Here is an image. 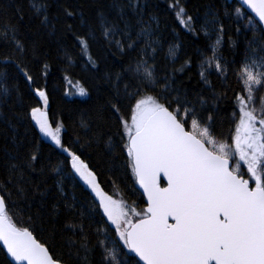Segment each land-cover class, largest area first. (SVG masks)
Here are the masks:
<instances>
[{
  "label": "snow or ice",
  "instance_id": "1",
  "mask_svg": "<svg viewBox=\"0 0 264 264\" xmlns=\"http://www.w3.org/2000/svg\"><path fill=\"white\" fill-rule=\"evenodd\" d=\"M127 3L136 17L135 23L140 26L135 40L132 38L134 26L132 20L124 15V5H116L120 8L116 19L109 20L101 14L100 25L103 36L110 44L114 42L121 53L126 47L132 51L139 48L134 67L128 69L134 74L135 83L131 91L129 85H125L130 116L121 120V124L127 137L124 148L136 181L147 196V208L136 212L113 199L100 188L96 173L82 159V155L65 147L61 135L63 124L53 127L56 121L50 119L48 112L46 78L49 65L41 62L34 74L22 59L27 49L16 38V26L5 23L0 36L10 40L12 52L0 57V63L14 66L29 92L43 101L42 106L31 107L21 118L30 117L44 137L67 153L66 159L70 163L68 174L74 172L99 197L92 211L101 215L103 223V227L96 228L97 234L102 233L105 237L96 242L101 249L100 264H121L118 257L123 254L122 251L118 252L117 246L108 239L110 226H114L115 235L123 247L135 253L143 264H264V0H241L239 7L225 5L223 15H232L228 7L236 15L237 33L249 26L251 29L250 37L247 31L243 32L246 47L239 60L234 58L229 61L220 53L225 29L220 20L221 13L214 6H210L204 14L200 29L206 36L209 30L217 33V39L211 45L212 55L200 65L201 79L208 83L207 73L214 70L225 79L229 75L234 76L241 87V91L231 97L235 109L232 123L235 126L237 120L239 122L234 127V134L229 133L228 139L232 143L216 139L212 115L216 108L205 109L206 101L200 95L193 100L183 89L174 88L172 74H157L153 44H159V40L152 39V21L156 17L144 19L141 0H127ZM244 6L258 19L243 11ZM41 7L45 8L41 24L55 31V24L46 14V5ZM168 7L173 10L180 25L193 35L197 34V18L188 12L181 0H173ZM36 11L40 12V8ZM63 12L67 17L76 15L68 8H64ZM20 18L23 19L22 16ZM156 27H159L158 21ZM65 28L75 37L81 50L87 51L89 37L76 35L71 24H65ZM117 35L124 39H115ZM141 40L143 47L137 43ZM229 40L235 48L236 41L231 37ZM179 47L177 44L169 48L173 58ZM149 49L153 54L151 56ZM37 50L38 46L33 44V60L38 59ZM88 59L91 61V56ZM4 76L5 72H0V79ZM37 76L44 80L43 86H36ZM161 84L162 87H159ZM13 87L19 98V85ZM157 88L164 98L163 103L148 94ZM2 94L5 97L3 103L11 106L6 99L11 95L6 85ZM78 94L86 96L88 91L79 87ZM226 95V92L214 94L213 104L216 105ZM169 96L173 99L169 100ZM113 108L120 111L116 105ZM33 149L28 153L26 163L35 171L34 165L40 164V159L38 148L34 145ZM240 162L246 165V172H241ZM11 168L18 170L20 165L14 163ZM54 171L61 175L62 180V169L57 167ZM162 175L167 180L164 187L160 184ZM5 193L6 188L0 190V243L6 249V258L11 257L8 264L13 261L15 264H67L61 255L51 250V245L39 240L28 227L17 226L8 214ZM66 207L77 211L75 203L66 204ZM79 215L83 218L85 214L79 211ZM65 227L72 230V237H80L79 240L70 238L68 242L70 248L76 249L72 255L80 258L82 250L84 264H91L89 257L94 252V246L84 224L70 222Z\"/></svg>",
  "mask_w": 264,
  "mask_h": 264
},
{
  "label": "trees",
  "instance_id": "2",
  "mask_svg": "<svg viewBox=\"0 0 264 264\" xmlns=\"http://www.w3.org/2000/svg\"><path fill=\"white\" fill-rule=\"evenodd\" d=\"M171 3L173 0H141L144 19L156 17L152 21V39L159 40V44H153L156 48L154 62L157 74H172L174 88L183 89L193 100L200 95L206 101L205 109L216 108L217 111L212 113L216 135L228 138L229 133L234 130L232 114L235 109L231 97L239 93L241 87L234 76L229 75L225 79L214 70L207 73L208 83L201 79L200 65L206 57L212 55L211 45L217 39V33L209 30L206 36L200 29L204 14L210 6H214L221 13L220 20L225 29L220 53L232 61L243 57L246 47L243 32L247 31L250 37V26L237 33L236 15L232 8H227L232 12L231 16L223 15L225 5L240 6L236 0H181L188 12L197 18V34L193 35L180 25L173 10L168 7ZM117 4L124 5L125 17L132 20V38L135 40L140 26L135 23L136 17L127 0H0V30L5 23L16 26V38L27 49L22 59L29 64L34 74L41 62L48 63V112L50 119L56 121L53 127L63 124L61 135L65 147L82 155V159L96 173L98 184L104 192L117 201L121 199L131 209L139 207L144 210L145 200L137 188L130 158L124 148L127 137L121 124V120H127L130 116L125 85H129L131 91L135 83L134 74L128 69L130 66L134 67V58L139 48L132 51L126 47L125 52L121 53L114 42L110 44L103 36L100 25L101 14L109 20L118 18L120 8ZM42 5H46V14L55 24V31L41 24L45 14ZM37 8H40V12L36 11ZM64 8L76 15L65 16ZM65 24H71L76 35L89 37L87 51H82L75 37L66 32ZM229 37L236 41L235 48ZM115 39L123 40L124 37L117 35ZM137 43L139 47H143L142 40ZM33 44L38 46L36 60L31 56ZM177 44L180 47L173 58L169 54V48ZM6 52H12L11 42L0 36V57ZM149 55H153L151 49ZM149 62L152 63L151 60ZM236 66L239 67L238 64ZM0 72H5L4 78L0 79V190L6 188L8 214L18 227H28L39 240L51 245V250L61 255L67 264H84L83 251L81 250V257L77 258L72 255L76 249L68 246L70 238L79 240V235L72 237V230L65 227L70 222H82L94 246V252L89 257L91 264H100L101 249L96 246V242L105 237L102 233L97 234L96 228L103 227V223L101 215L92 211L99 202V197L74 172L68 174L70 163L66 159L67 153L44 137L30 117L21 118L31 107L42 106L43 101L29 92L23 77L17 75L14 66L0 63ZM15 84L19 85V98L13 87ZM5 85L11 92L6 98L11 106L3 103L5 97L2 89ZM43 85L44 80L37 76L36 86ZM79 87L86 88L88 95L80 96ZM221 92H226L227 95L214 105V94ZM148 94L165 102L159 88ZM168 99L173 98L169 96ZM113 105L119 107L120 111H115ZM34 145L39 150L40 164L34 165L36 170L32 171L26 160L28 153L34 150ZM14 163L20 165L18 170L11 168ZM57 167L62 169V180L61 175L54 171ZM71 203H75L77 211L66 207V204ZM79 211L84 212L83 218ZM103 220L107 218L103 217ZM109 233L108 239L117 246L118 252L122 251L123 261L140 264L119 242L114 226L109 227ZM9 260L0 245V264H8Z\"/></svg>",
  "mask_w": 264,
  "mask_h": 264
},
{
  "label": "water",
  "instance_id": "3",
  "mask_svg": "<svg viewBox=\"0 0 264 264\" xmlns=\"http://www.w3.org/2000/svg\"><path fill=\"white\" fill-rule=\"evenodd\" d=\"M229 1L231 2V1H233V0H229ZM236 1L241 5V0H236ZM243 9H245L246 12H248L250 15H252V17H253L254 19H258V18L255 17V14H254V13H251V11H250L249 9H247V6H244ZM163 182L165 183L164 185H162ZM160 184H161L162 187H164V186L167 185V180H166L165 177H163V175L161 176ZM137 188H138V190L141 192V194H142L143 197H144V200H145V203H146V206H145V209H146L147 206H148L147 196H146V194L144 193L143 188L139 185L138 182H137ZM0 245H1V247L3 248L2 243H0ZM3 249H4V248H3ZM4 251H5V253H6V249H4ZM131 254H132L134 257H136V259L138 260V262H139L140 264H143V261H140V260H139V257L136 256L135 253H131ZM8 258L11 260V257H8ZM13 263L15 264L14 261H13Z\"/></svg>",
  "mask_w": 264,
  "mask_h": 264
},
{
  "label": "rangeland",
  "instance_id": "4",
  "mask_svg": "<svg viewBox=\"0 0 264 264\" xmlns=\"http://www.w3.org/2000/svg\"><path fill=\"white\" fill-rule=\"evenodd\" d=\"M238 120H237V122H236V125L235 126H238ZM234 126V127H235ZM233 134H234V130H233V132H232ZM216 139L218 140V142H228V143H232V141L230 140V139H228V138H219L217 135H216ZM233 163L235 164L236 163V160H234L233 161ZM241 163V172H246V165H244L243 164V162H240ZM118 201H120V202H122L123 203V201L120 199V200H118ZM124 204V203H123ZM138 209H134L133 208V210L134 211H136V212H141V211H143V210H141L139 207H137ZM127 210V209H126ZM118 259H120L121 260V264H130L129 262H124L123 261V259H122V256L120 255L119 257H118Z\"/></svg>",
  "mask_w": 264,
  "mask_h": 264
},
{
  "label": "flooded vegetation",
  "instance_id": "5",
  "mask_svg": "<svg viewBox=\"0 0 264 264\" xmlns=\"http://www.w3.org/2000/svg\"><path fill=\"white\" fill-rule=\"evenodd\" d=\"M245 178H247V177H245ZM165 183L163 182V184L162 185H164ZM141 193V192H140ZM145 202V201H144ZM145 206H146V203H145Z\"/></svg>",
  "mask_w": 264,
  "mask_h": 264
}]
</instances>
